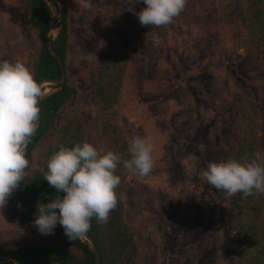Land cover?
<instances>
[{
  "label": "trees",
  "instance_id": "trees-1",
  "mask_svg": "<svg viewBox=\"0 0 264 264\" xmlns=\"http://www.w3.org/2000/svg\"><path fill=\"white\" fill-rule=\"evenodd\" d=\"M51 1L55 0H0V61L24 62L37 82L43 78L59 79L61 75L60 67L45 43L46 27L55 12L49 4ZM234 1L235 22L242 30V61L264 80V0ZM62 2L64 7L52 26L55 33L50 35V40L63 62L65 79L62 84H50L51 90L38 101L41 109L39 127L26 148V158L30 162L29 181L21 182L16 189V199L21 207L29 205L48 183L41 170L47 171V161L60 145L73 147L87 141L101 149V154L112 150L130 159L128 119L137 118L141 124L144 120L133 88L145 60L142 62L138 54L132 55L127 50L124 37L98 54L90 71L92 112L85 106L79 88L70 77V19L86 9L76 0ZM123 2L92 0L90 10L96 13L95 18L100 23L110 25L117 20ZM198 74L209 81V100L218 105L227 104L224 111L229 115L230 127L223 161H251L255 152H264L260 134L264 125L260 118L263 108L253 102L249 88L233 79L230 72H220L212 63L200 66ZM152 157L154 165L147 178L154 173L160 175L164 167L161 155L152 152ZM169 165L172 166L171 161ZM115 174L121 177V183L115 189L118 206L110 213L106 224L93 218L87 234L97 249L100 264H140L150 248L144 245L142 230L136 222L138 209L135 205L131 209L126 199V183L132 173L125 172L121 165ZM57 195L62 197L64 194L48 187L35 206L24 213L16 212L12 196L9 198L6 220L14 229L8 236H0V255L11 254L27 264H96L85 238L70 240L59 223L48 235L35 226L37 204H47ZM222 196L227 208L224 219L232 220L230 264H264V194L254 192L245 196L238 193L226 198L222 193ZM218 224L213 222V228ZM19 230H30V237L16 238L13 233ZM156 259L160 262L158 256Z\"/></svg>",
  "mask_w": 264,
  "mask_h": 264
},
{
  "label": "rangeland",
  "instance_id": "rangeland-1",
  "mask_svg": "<svg viewBox=\"0 0 264 264\" xmlns=\"http://www.w3.org/2000/svg\"><path fill=\"white\" fill-rule=\"evenodd\" d=\"M49 4L58 9L56 0ZM143 5V0L131 4L136 12ZM129 6L124 0L110 25L100 23L96 13L87 9L72 16L70 77L92 112L90 71L102 50L124 37L127 50L145 60L133 88L144 120L141 124L129 118V135L151 138L152 152L162 156L164 167L151 178L131 174L126 183L127 202L138 209L136 222L144 245L150 248L140 264H230L232 220L224 219L227 208L222 193L202 176L208 163L225 158L229 115L224 111L226 102L218 105L209 100V81L198 69L212 63L220 72H230L249 88L253 102L263 108L260 118L264 120V80L242 61L235 1L187 0L179 17L159 28L141 26ZM54 33L50 31L51 36ZM42 88L48 93L50 83ZM260 134L264 144V125ZM7 209L8 204L0 210V236L5 237L14 229L6 220ZM213 222L219 224L213 228ZM13 234L25 238L31 231Z\"/></svg>",
  "mask_w": 264,
  "mask_h": 264
},
{
  "label": "clouds",
  "instance_id": "clouds-1",
  "mask_svg": "<svg viewBox=\"0 0 264 264\" xmlns=\"http://www.w3.org/2000/svg\"><path fill=\"white\" fill-rule=\"evenodd\" d=\"M76 2L87 10L93 7L92 0ZM136 2L139 0H128L127 10L138 16L141 26L157 28L173 23L187 6V0H143L146 7L136 12L131 6ZM44 95L24 62L0 61V210L21 182L29 181L26 148L38 130L41 111L38 101ZM152 151L151 138L138 135L131 139L130 159L112 150L101 154V149L87 141L73 147L60 145L47 161V171H41L49 185L64 195H57L47 204H37L35 226L48 235L59 223L70 240L86 237L93 218L106 224L118 206L115 191L121 183V177L115 174L118 167L122 165L125 172L143 178L153 169ZM202 176L226 198L238 193L264 194V152H255L251 161L210 162Z\"/></svg>",
  "mask_w": 264,
  "mask_h": 264
},
{
  "label": "water",
  "instance_id": "water-1",
  "mask_svg": "<svg viewBox=\"0 0 264 264\" xmlns=\"http://www.w3.org/2000/svg\"><path fill=\"white\" fill-rule=\"evenodd\" d=\"M59 4L58 9L53 13L50 21L48 22V25L46 27V31H45V43L47 48L49 49V51L51 52V54L54 56V58L56 59L59 67H60V71H61V75L59 79H51V78H43L41 79L38 83L39 85L42 87L43 84L45 83H50V84H62L64 82L65 79V71H64V66H63V62L61 60V58L59 57V55L56 53V51L54 50V48L52 47L51 44V40H50V31L52 30V26L54 24V22L58 19V17L60 16V14L62 13L64 4L62 2V0H56ZM50 187L49 183H47L42 190L36 195V197L29 203V205L25 206V207H21L20 205L18 206V202L16 199V190L13 192L12 194V199L15 205V211L19 212V213H24V212H28L29 210H31L35 204L37 203V201L40 199L41 195L43 194V192H45L47 190V188ZM89 245L90 248L93 252L94 255V259H95V263L96 264H100L99 261V257L97 254V249L93 243L92 238L87 234L86 237H84ZM5 261H12L14 264H27L24 261H22L21 259L17 258L14 255L11 254H1L0 255V263L5 262Z\"/></svg>",
  "mask_w": 264,
  "mask_h": 264
}]
</instances>
